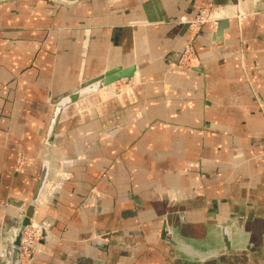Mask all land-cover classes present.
Listing matches in <instances>:
<instances>
[{"label":"crops","instance_id":"1","mask_svg":"<svg viewBox=\"0 0 264 264\" xmlns=\"http://www.w3.org/2000/svg\"><path fill=\"white\" fill-rule=\"evenodd\" d=\"M60 1L0 0V264L45 160L31 264H264V3ZM237 4L222 39L186 24ZM130 65L46 145L62 96Z\"/></svg>","mask_w":264,"mask_h":264},{"label":"water","instance_id":"2","mask_svg":"<svg viewBox=\"0 0 264 264\" xmlns=\"http://www.w3.org/2000/svg\"><path fill=\"white\" fill-rule=\"evenodd\" d=\"M56 2H62L60 0H54ZM64 3V2H62ZM230 20L223 19L218 23V37L222 39L221 33L226 28ZM136 73V66L130 65L127 67L118 66L115 68H110L106 70L103 74L96 76L92 79L86 80L78 88L72 90L70 93L62 96L56 103L54 113L52 115L50 125L48 128L46 145L52 146L54 142V137L57 130L58 121L60 119L63 108L70 104L77 102L88 96H92L98 93L100 90L112 86L116 82L124 79H130L134 77ZM50 171V160H45L43 162L40 178L36 190L32 196V199L28 207L24 208L18 213V216L14 220L12 226V232L9 238V263L8 264H21V240L23 232L26 227L32 226L37 227L38 225L33 223L32 220L35 219V209L39 206V198L44 191L46 181L48 179ZM225 229V228H224ZM42 237H46L45 229H43Z\"/></svg>","mask_w":264,"mask_h":264},{"label":"built area","instance_id":"3","mask_svg":"<svg viewBox=\"0 0 264 264\" xmlns=\"http://www.w3.org/2000/svg\"><path fill=\"white\" fill-rule=\"evenodd\" d=\"M253 6L263 4L264 0H250ZM247 14L243 13L239 4L232 6H218L215 8H202L197 16L191 20H187L186 24L194 35H197L205 24H212L217 28L220 20L237 19L239 22L246 18ZM196 52L192 42L186 44L183 51L179 55L177 66L191 69L195 66ZM264 116V108H262ZM43 227L37 226L26 227L21 240V264H31L35 255L36 247L42 238Z\"/></svg>","mask_w":264,"mask_h":264}]
</instances>
